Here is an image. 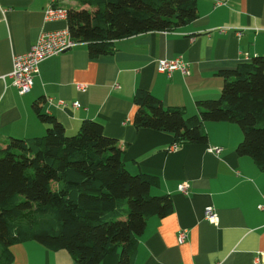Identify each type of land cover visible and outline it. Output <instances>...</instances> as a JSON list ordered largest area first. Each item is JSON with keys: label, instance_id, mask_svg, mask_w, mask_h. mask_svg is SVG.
Masks as SVG:
<instances>
[{"label": "crops", "instance_id": "0c3cea01", "mask_svg": "<svg viewBox=\"0 0 264 264\" xmlns=\"http://www.w3.org/2000/svg\"><path fill=\"white\" fill-rule=\"evenodd\" d=\"M195 2L198 17L176 29L119 39L109 54L92 57L80 42L43 60L31 89L19 94L7 76L12 57L28 51L43 31L67 30V20L44 19L49 0H0V139L43 135L46 125L32 109L42 98V111L69 135L85 119L101 122L124 150L126 168L155 176L158 184L151 193L170 195L171 213L147 218L132 264H255V256L264 255V170L235 151L240 127L207 121L205 143L173 148L170 133L133 124L137 89L189 117L197 114V101L219 97L223 78L218 71L264 56V0ZM58 3L70 8L68 0ZM176 56L189 62L187 75L156 70L158 59ZM214 146L221 152H211ZM182 183L189 185L187 193L178 190ZM207 206L215 209V221L204 218ZM180 231L186 232L182 242ZM10 249L13 264H77L66 249L49 250L35 241ZM100 264H118V253Z\"/></svg>", "mask_w": 264, "mask_h": 264}, {"label": "trees", "instance_id": "16d2710c", "mask_svg": "<svg viewBox=\"0 0 264 264\" xmlns=\"http://www.w3.org/2000/svg\"><path fill=\"white\" fill-rule=\"evenodd\" d=\"M75 1L67 28L92 57L112 53L119 39L173 30L198 17L195 0ZM217 74L219 97L197 101V114L189 117L137 89L133 124L168 132L180 145L205 143L204 122H234L242 131L235 151L264 170V56ZM42 103L35 100L32 109L46 125L43 135L0 139V264H13L10 247L26 241L66 249L77 264H100L116 252L118 264H132L147 218L171 213L170 195H152L157 178L126 168L124 150L101 122L85 119L69 135Z\"/></svg>", "mask_w": 264, "mask_h": 264}, {"label": "built area", "instance_id": "2783aa9c", "mask_svg": "<svg viewBox=\"0 0 264 264\" xmlns=\"http://www.w3.org/2000/svg\"><path fill=\"white\" fill-rule=\"evenodd\" d=\"M214 5H226L230 0H212ZM59 0H49V4L44 11V19L46 21L52 20H64L67 19V9L64 6L59 5ZM225 28L221 27L219 30L223 31ZM80 42L73 39L70 36L68 29L55 30V31H43L40 33L36 41L30 47L28 51L15 54L12 57V66L7 76L11 79V83L16 87L19 94H24L31 89L34 75L38 72V65L43 60L56 55L62 51L73 48ZM156 70L166 75H171L174 71H179L183 75L189 73V62L182 56H176L172 58H162L156 61ZM82 85H78V89H81ZM76 107L78 103L74 104ZM178 145H173L176 148ZM209 150L215 154L221 152L222 148L214 146ZM189 185L182 183L178 185V190L187 193ZM259 208H262L259 205ZM204 218L209 221H215L217 214L215 209L211 206H207L204 209ZM186 238V232L180 231L177 235L179 242L184 241ZM255 264H264V255L255 256Z\"/></svg>", "mask_w": 264, "mask_h": 264}, {"label": "rangeland", "instance_id": "374dc122", "mask_svg": "<svg viewBox=\"0 0 264 264\" xmlns=\"http://www.w3.org/2000/svg\"><path fill=\"white\" fill-rule=\"evenodd\" d=\"M68 2H69V4H70V5H69L70 7H76L75 5L72 4L71 0H68ZM72 5H73V6H72ZM77 7H78V6H77ZM85 7H86V6H85ZM75 133H76V132H75ZM72 134H74V133H72ZM151 194L154 195L153 193H151Z\"/></svg>", "mask_w": 264, "mask_h": 264}]
</instances>
